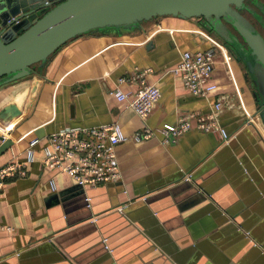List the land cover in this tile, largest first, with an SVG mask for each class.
Masks as SVG:
<instances>
[{
  "label": "crops",
  "instance_id": "crops-1",
  "mask_svg": "<svg viewBox=\"0 0 264 264\" xmlns=\"http://www.w3.org/2000/svg\"><path fill=\"white\" fill-rule=\"evenodd\" d=\"M211 46L218 89L196 96L171 69L182 51ZM144 69L161 96L141 117L110 91L136 90L139 78H130ZM39 71L0 85V113L6 104L22 111L0 119V133L12 141L0 165L13 155L23 160L30 138L62 127L118 121L132 134L186 111L208 113L221 94L235 103L219 115L231 137L192 127L166 144L159 133L129 139L116 146L119 180L84 188L44 167L42 139L27 175L0 190V264H264V120L256 86L244 60L203 19L163 15L132 29L91 30L60 46ZM121 76L129 80L120 83Z\"/></svg>",
  "mask_w": 264,
  "mask_h": 264
},
{
  "label": "water",
  "instance_id": "water-1",
  "mask_svg": "<svg viewBox=\"0 0 264 264\" xmlns=\"http://www.w3.org/2000/svg\"><path fill=\"white\" fill-rule=\"evenodd\" d=\"M246 1L0 0V85L33 73L42 76L39 69L47 65L60 46L91 30L105 27L132 29L143 21L163 15L198 17L232 48L234 44L244 49V53L256 61L254 95L264 120V35L243 14L242 10L249 7ZM12 16L15 18L11 19ZM38 86L39 81L35 80L25 111L29 110ZM21 113L17 104H6L0 119ZM11 145L12 141L0 133V153ZM77 186L84 188L80 184ZM104 247L110 249L106 242Z\"/></svg>",
  "mask_w": 264,
  "mask_h": 264
},
{
  "label": "built area",
  "instance_id": "built-area-1",
  "mask_svg": "<svg viewBox=\"0 0 264 264\" xmlns=\"http://www.w3.org/2000/svg\"><path fill=\"white\" fill-rule=\"evenodd\" d=\"M14 18L15 16L11 17ZM215 51L217 50L212 46L184 50L176 66L171 69L173 73L180 75L184 88L193 95L207 96L217 91L218 84L212 79ZM148 70L144 69L130 78L132 80L139 78V86L136 90H123L120 86H116L110 91L118 101L124 102L141 117H146L151 112L153 105L161 96L158 85L146 82L144 74ZM127 80L129 78L126 76L119 77L120 83ZM226 104L235 105L229 95L221 94L215 99L208 113L186 111L176 122H165L158 128L145 125L132 134L126 133L118 121H112L89 127L67 126L45 136L32 137L25 147L23 160L16 159V155H13L11 159L0 165V190L3 189L6 181L27 175L28 165L35 158L36 145L44 138L46 142L41 149L44 167L69 174L83 187H96L119 180L116 146L129 139L140 142L159 133L162 143L166 144L175 141L179 135L192 127H196L204 132H218L228 140L231 134L219 121V115ZM253 118V114H248L247 122L254 123ZM49 183L53 190L57 189L52 177L49 178ZM85 199L90 207V198ZM119 210H122V206H119Z\"/></svg>",
  "mask_w": 264,
  "mask_h": 264
},
{
  "label": "flooded vegetation",
  "instance_id": "flooded-vegetation-1",
  "mask_svg": "<svg viewBox=\"0 0 264 264\" xmlns=\"http://www.w3.org/2000/svg\"><path fill=\"white\" fill-rule=\"evenodd\" d=\"M248 8L242 10L243 14L254 24L264 35V0H247ZM239 35V34H238ZM240 40L248 47L247 43L239 35ZM233 50L237 53L238 57L247 64L248 72L254 76L256 74V61L249 55L244 53V49L233 44ZM251 61V63L249 62ZM254 82V81H253ZM255 84V82H254ZM256 86V84H255Z\"/></svg>",
  "mask_w": 264,
  "mask_h": 264
},
{
  "label": "bare ground",
  "instance_id": "bare-ground-1",
  "mask_svg": "<svg viewBox=\"0 0 264 264\" xmlns=\"http://www.w3.org/2000/svg\"><path fill=\"white\" fill-rule=\"evenodd\" d=\"M29 95H30V94H29ZM29 95H28V96H29ZM26 98H27V97H26Z\"/></svg>",
  "mask_w": 264,
  "mask_h": 264
}]
</instances>
